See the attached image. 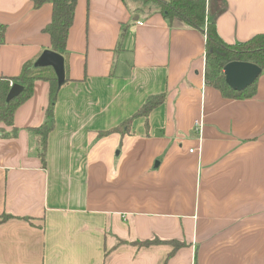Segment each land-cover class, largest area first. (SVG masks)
Here are the masks:
<instances>
[{"label":"crops","instance_id":"crops-1","mask_svg":"<svg viewBox=\"0 0 264 264\" xmlns=\"http://www.w3.org/2000/svg\"><path fill=\"white\" fill-rule=\"evenodd\" d=\"M206 2L224 42L264 34V0ZM51 9L0 0V79L49 47ZM157 10L77 0L45 165L46 82L0 136V264H264V69L252 97H223L204 83V33ZM159 93L129 134H99Z\"/></svg>","mask_w":264,"mask_h":264},{"label":"trees","instance_id":"trees-1","mask_svg":"<svg viewBox=\"0 0 264 264\" xmlns=\"http://www.w3.org/2000/svg\"><path fill=\"white\" fill-rule=\"evenodd\" d=\"M33 7L38 8L45 2L51 3V19L42 29L49 37L51 50L63 58L64 81L59 84L58 78L51 66L34 67V61L25 62L18 75L0 79V136L3 138L15 137L17 128L13 123V116L16 108L27 100L33 92L34 83L37 80L48 84V103L44 111V121L32 131L39 134L40 149L38 156L42 165H45V150L47 136L54 128V105L60 87L69 80L67 75L68 52L66 44L69 30L73 24L77 0H30ZM151 2L157 6L158 12L168 20L170 25L180 22L183 25L197 29L205 35L204 51V83L217 89L221 95L229 99H246L252 97L256 92V80L243 90H233L225 81L223 67L231 61L250 62L264 69V34L258 33L250 38L235 43H226L218 35L215 24L206 12V0H144V3ZM3 31L0 30V38ZM123 37V29L119 39ZM119 47V43L118 46ZM10 83H18L22 86L21 92L6 100ZM165 94H153L147 96L140 107L127 119L118 125L101 131L100 135L110 132L129 134L132 121L136 117L147 119L149 113L158 105L164 102ZM10 215H3L2 220L8 219ZM161 240L153 238L145 241H137L136 245H151L160 243ZM173 249L177 248L178 241H170ZM173 251V250H172Z\"/></svg>","mask_w":264,"mask_h":264},{"label":"water","instance_id":"water-1","mask_svg":"<svg viewBox=\"0 0 264 264\" xmlns=\"http://www.w3.org/2000/svg\"><path fill=\"white\" fill-rule=\"evenodd\" d=\"M51 66L58 78V83L61 84L64 81V67L63 58L59 54L45 50L34 61V67ZM223 73L225 75V81L233 90H243L250 84H252L261 73V68L257 65L245 62V61H231L225 64L223 67ZM22 90V86L18 83H14L10 86L6 100L9 101L17 96Z\"/></svg>","mask_w":264,"mask_h":264},{"label":"built area","instance_id":"built-area-1","mask_svg":"<svg viewBox=\"0 0 264 264\" xmlns=\"http://www.w3.org/2000/svg\"><path fill=\"white\" fill-rule=\"evenodd\" d=\"M138 24H142V22H137ZM12 85V83H10V86ZM194 126L197 128V129H200L201 128V120L200 119H196L194 120Z\"/></svg>","mask_w":264,"mask_h":264},{"label":"rangeland","instance_id":"rangeland-1","mask_svg":"<svg viewBox=\"0 0 264 264\" xmlns=\"http://www.w3.org/2000/svg\"><path fill=\"white\" fill-rule=\"evenodd\" d=\"M137 7H138V8H137V11H142V12H137V13L140 14V15H142V14L145 12L143 6H141V5L139 4ZM145 8H146V7H145ZM146 9H147V8H146Z\"/></svg>","mask_w":264,"mask_h":264}]
</instances>
